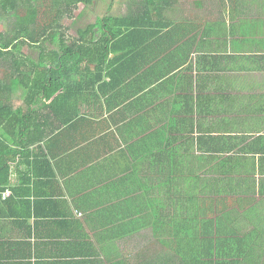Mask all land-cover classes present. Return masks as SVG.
Listing matches in <instances>:
<instances>
[{"label": "crops", "instance_id": "1", "mask_svg": "<svg viewBox=\"0 0 264 264\" xmlns=\"http://www.w3.org/2000/svg\"><path fill=\"white\" fill-rule=\"evenodd\" d=\"M173 10L126 95L7 100L0 264H264V0Z\"/></svg>", "mask_w": 264, "mask_h": 264}, {"label": "trees", "instance_id": "2", "mask_svg": "<svg viewBox=\"0 0 264 264\" xmlns=\"http://www.w3.org/2000/svg\"><path fill=\"white\" fill-rule=\"evenodd\" d=\"M41 1L0 0V22L10 25L6 31L0 30V116L9 115L0 123L18 129L17 134L28 117L26 111L14 110L7 101L15 94L20 93L33 106L40 97L83 96L86 88L93 89L96 97L105 96L120 90L124 82L126 95L132 91L133 76L145 68L142 58L150 45L163 43L155 39L182 33L181 25L169 16L181 0H112L105 14L95 15L76 37L66 35L62 20L72 17L80 4L89 7L95 0H53L42 12ZM125 1L127 14H118L117 4L122 7ZM24 46L36 49L37 57L16 54ZM6 185L1 182L2 191ZM177 255L190 258L188 264L215 260L214 254L197 256L195 249L188 256Z\"/></svg>", "mask_w": 264, "mask_h": 264}, {"label": "rangeland", "instance_id": "3", "mask_svg": "<svg viewBox=\"0 0 264 264\" xmlns=\"http://www.w3.org/2000/svg\"><path fill=\"white\" fill-rule=\"evenodd\" d=\"M121 2V0H119ZM183 2L187 1H196V0H181ZM112 0H95L94 3L89 6L85 7V4H80L77 9L72 14V17L70 18H64L62 20V25L65 28L64 32L68 37H76L78 35V30L85 28L90 22L94 20L95 15H103L105 14L108 6L111 4ZM118 3V1H117ZM41 12L46 11L49 9V7L53 4V0H42L41 1ZM117 7L119 11L118 14H127L128 12V2H124L123 6L117 4ZM44 17L41 18V21H44ZM42 23V22H41ZM10 28V25L5 22H0V30L6 31ZM24 51L29 53L32 57H37L35 54L32 55V53H37V50L30 47H25ZM33 57V58H34Z\"/></svg>", "mask_w": 264, "mask_h": 264}, {"label": "built area", "instance_id": "4", "mask_svg": "<svg viewBox=\"0 0 264 264\" xmlns=\"http://www.w3.org/2000/svg\"><path fill=\"white\" fill-rule=\"evenodd\" d=\"M9 195H10V192H9V191L3 193V197H4L5 199H6Z\"/></svg>", "mask_w": 264, "mask_h": 264}]
</instances>
